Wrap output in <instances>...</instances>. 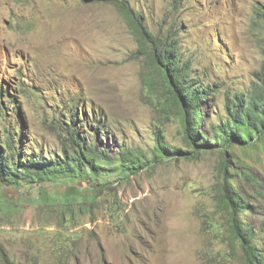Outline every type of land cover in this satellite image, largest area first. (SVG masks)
I'll list each match as a JSON object with an SVG mask.
<instances>
[{"label":"rangeland","instance_id":"1","mask_svg":"<svg viewBox=\"0 0 264 264\" xmlns=\"http://www.w3.org/2000/svg\"><path fill=\"white\" fill-rule=\"evenodd\" d=\"M126 2L148 27L176 31L194 75L221 84L206 101L209 130L226 116L225 88L248 90L262 68L264 18L255 4L264 0ZM150 80L157 85L159 78L115 3L0 0V86L14 101L10 123L22 157L61 156L58 129L71 113L86 141L112 157L125 148L150 155L159 129L169 144L185 145L180 119L164 108V91L150 88ZM4 128L0 120L3 137ZM227 157L229 176L250 203L240 218L264 248V137L229 148ZM221 159L213 150L196 160L168 158L122 180L114 174L94 201L83 179L5 185L0 264H248L230 248L226 213L214 202Z\"/></svg>","mask_w":264,"mask_h":264},{"label":"trees","instance_id":"2","mask_svg":"<svg viewBox=\"0 0 264 264\" xmlns=\"http://www.w3.org/2000/svg\"><path fill=\"white\" fill-rule=\"evenodd\" d=\"M98 1L115 3L134 28L140 51L146 54L154 74L159 78V86L150 80V88L160 87L164 91L166 100L163 106L180 119L185 145L169 144L164 130L159 129L155 131L156 144L150 155L125 148L117 157H112L108 149L98 147L92 140L86 141L80 129L82 123L77 124L79 117L71 113L61 129L57 128L65 143L61 156L51 160L42 154L22 157L17 148L20 138L17 137L16 126L10 123L13 113L9 110L14 101H9V94L0 86V120L5 124V137L0 135V189L5 185L20 188L26 184L41 188L45 182L56 184L59 179H66L75 183L83 179L89 182L86 188L93 194L94 201L99 192L110 188L107 178L111 175L117 174L122 180L141 170H151L157 162L168 158L196 160L203 152L218 150L222 155L219 167L221 179L214 184L213 198L216 209L226 213L229 246L241 250L248 264H264V248L257 242L254 228L240 218L250 208V203L240 186L229 176L227 157L229 148L238 146L245 149L264 137V63L261 70L255 73L256 79L248 90L225 88L226 116L207 130L206 101L221 84L212 86L205 83L201 76L194 75L193 62L190 58L183 59L179 35L172 28L161 26L155 30L148 27L144 23V14L135 11L126 0ZM255 12L264 18V5L255 4ZM82 116L87 124L86 113ZM97 121L100 122V118ZM102 163L113 167L107 168ZM105 170L108 172L105 173ZM73 189L78 191L77 186Z\"/></svg>","mask_w":264,"mask_h":264}]
</instances>
